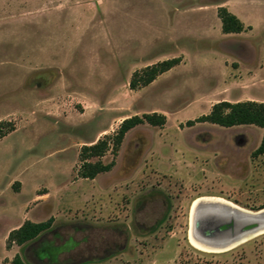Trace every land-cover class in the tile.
<instances>
[{"label":"rangeland","instance_id":"rangeland-1","mask_svg":"<svg viewBox=\"0 0 264 264\" xmlns=\"http://www.w3.org/2000/svg\"><path fill=\"white\" fill-rule=\"evenodd\" d=\"M233 5L250 28L222 33L217 7ZM172 57L179 65L129 87ZM247 99L264 100V0H0V203L10 225L26 199H45L37 219L56 217L13 250L26 264H264V233L221 253L188 235L196 197L264 208V127L186 124ZM150 112L164 124L134 126L116 151L109 140L88 160L111 168L77 175L82 145Z\"/></svg>","mask_w":264,"mask_h":264},{"label":"trees","instance_id":"trees-1","mask_svg":"<svg viewBox=\"0 0 264 264\" xmlns=\"http://www.w3.org/2000/svg\"><path fill=\"white\" fill-rule=\"evenodd\" d=\"M217 16L221 22L222 33H239L246 28H250V26H246L239 17L225 6L217 7ZM179 62V57L167 58L147 65L141 71H134L129 80V87L135 89L138 86H145L153 81L157 75L171 69L173 66L179 64ZM165 120V115L158 112L142 113L141 115H132L124 118L112 135H104V137L94 142L81 146L79 152L81 163L77 169V175L81 178L92 179L98 173L108 171L112 166V162L103 163L100 159L89 161L88 158L102 156L108 148L109 140L116 151L125 133L140 123L145 122L150 125L161 126ZM194 122H209L223 127L242 124L264 127V100H220L212 104L208 113L202 114L195 119L187 120L186 124L191 125ZM3 135L0 134V137ZM254 153H264V135ZM52 222L53 217L39 222L28 219L24 220L20 226L9 231L5 243L6 248H9L11 244L20 246L36 238L40 233L48 230ZM11 264L26 263L19 253H15L11 259Z\"/></svg>","mask_w":264,"mask_h":264},{"label":"bare ground","instance_id":"bare-ground-1","mask_svg":"<svg viewBox=\"0 0 264 264\" xmlns=\"http://www.w3.org/2000/svg\"><path fill=\"white\" fill-rule=\"evenodd\" d=\"M216 218H220V221L216 222L214 220ZM229 222L234 223L233 230L220 227L222 223ZM248 224L256 225L250 229L245 228ZM259 229L264 230V208L256 212L244 211L210 198H199L191 203L188 235L190 242L195 246L220 247L226 245L228 241L213 236L211 234L213 230L221 231L224 235L242 236Z\"/></svg>","mask_w":264,"mask_h":264},{"label":"crops","instance_id":"crops-1","mask_svg":"<svg viewBox=\"0 0 264 264\" xmlns=\"http://www.w3.org/2000/svg\"><path fill=\"white\" fill-rule=\"evenodd\" d=\"M235 5H233V6H228V10L229 11H231V12H233V7H234ZM218 17V16H217ZM215 18H216V16H215ZM219 21H220V19H219ZM216 27H217V30H218V27L220 28V30H221V22H220V24L218 23V20H217V18H216ZM220 25V26H219ZM205 31H207V29H205ZM204 32V31H203ZM208 32V31H207ZM205 34V33H204ZM177 65H179V64H177ZM174 67V66H173ZM16 194H20L22 191L20 190H13ZM1 194H3V193H1L0 192V195ZM39 197H42L43 198V196H45V195H49L50 197H51V195H52V193H51V189L49 188V191H46V192H41V193H38L37 194ZM57 195H58V193H57ZM49 197V198H50ZM48 198V199H49ZM48 199H46V200H48ZM26 200H28V199H26ZM26 200H23V201H21L19 204H18V208H17V211H19V213H20V219L18 220V221H20L18 224H16L18 221H16V222H14L13 224H9L8 223V221H7V212H8V206L6 205V204H1L0 205V242H3L4 243V245H5V251H10V254L9 255H6V253L5 254H2L1 256H0V264H11V259H12V257H13V255L15 254V253H17V250H13V247H17V248H19V247H21V246H24V245H27V244H30L31 242H35V240H37L36 238H39V236L43 233H40L36 238H34V239H32V240H30V241H28V242H26V243H24V244H22V245H16V244H13L10 248H6V238H7V235H8V233H9V231L10 230H12V229H14V228H17L18 226H20L21 225V223L24 221V220H26V219H28V220H31V221H34V222H39V221H44V220H46L47 218H49V217H53V221L54 222H52V225H51V227H50V229L51 228H53V226H54V224H55V222H56V217H55V215L54 214H51L50 216H48L46 219H44V220H39V219H37L35 216H34V214H32V209L35 207V205L37 204V203H39V202H42V201H44L45 199H41V200H39V201H37L35 204H33L31 207H27V205H26ZM54 218H55V220H54ZM49 230V229H48ZM45 232V231H44ZM5 260V261H4Z\"/></svg>","mask_w":264,"mask_h":264},{"label":"flooded vegetation","instance_id":"flooded-vegetation-1","mask_svg":"<svg viewBox=\"0 0 264 264\" xmlns=\"http://www.w3.org/2000/svg\"><path fill=\"white\" fill-rule=\"evenodd\" d=\"M199 198H210V199H214L218 202H221V203H226V204H230L232 206H235L236 208H239L241 210H244V211H250V212H256L258 210H261V209H258V210H250V209H247V208H244L230 200H227L221 196H215V195H203V196H199V197H196L194 200L196 199H199ZM193 200V201H194ZM264 233V230H254L252 231L251 233H247L246 235H242V236H237V235H233V236H229V235H224L221 231H218V230H213L211 231V234L215 237H219V238H224L225 240H227L228 242L226 243V245H223V246H220V247H202V246H195L193 245L191 242H190V239H189V242L190 244L195 247L196 249L198 250H201L203 252H208V253H221V252H225V251H228L232 248H234L235 246L241 244V243H244L246 241H248L249 239L259 235V234H262Z\"/></svg>","mask_w":264,"mask_h":264},{"label":"water","instance_id":"water-1","mask_svg":"<svg viewBox=\"0 0 264 264\" xmlns=\"http://www.w3.org/2000/svg\"><path fill=\"white\" fill-rule=\"evenodd\" d=\"M252 225V226H251ZM255 225L256 224H248V225H246V227L245 228H248V229H250V228H253V227H255ZM234 223L233 222H229V223H222L221 225H220V227L221 228H226V229H228V230H233L234 229Z\"/></svg>","mask_w":264,"mask_h":264}]
</instances>
